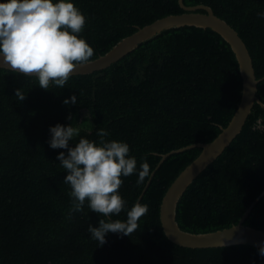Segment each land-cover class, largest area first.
Masks as SVG:
<instances>
[{
    "label": "trees",
    "instance_id": "1",
    "mask_svg": "<svg viewBox=\"0 0 264 264\" xmlns=\"http://www.w3.org/2000/svg\"><path fill=\"white\" fill-rule=\"evenodd\" d=\"M184 3L210 6L237 30L261 79L257 95L264 104V17L258 15L264 0ZM74 5L86 17L79 35L94 50L91 60L139 27L185 12L179 0H74ZM242 90L231 45L215 30L194 25L165 30L107 68L70 75L62 89L45 90L35 76L0 67V264H264L259 247L249 244L179 245L166 235L160 215L167 189L201 152L189 146L220 134ZM72 95L78 102L65 105ZM57 123H72L97 142V130L106 129V139L129 145L137 168L147 158L152 175L143 184L136 183V174L121 177L118 190L127 209L137 201L148 205L130 236L108 233L98 247L87 228L108 217L87 203L68 218L71 189L57 159L67 150L48 143L49 128ZM253 203L245 224L264 230V106L258 102L241 133L187 188L177 220L183 230L212 232L237 224ZM117 219L126 220V211L111 217Z\"/></svg>",
    "mask_w": 264,
    "mask_h": 264
},
{
    "label": "clouds",
    "instance_id": "2",
    "mask_svg": "<svg viewBox=\"0 0 264 264\" xmlns=\"http://www.w3.org/2000/svg\"><path fill=\"white\" fill-rule=\"evenodd\" d=\"M264 17V12L258 13ZM86 17L74 5V0H0V63L24 76H35L39 87L64 88L70 73L91 61L93 48L83 32ZM22 101L20 88L16 90ZM77 97L64 99L65 105L76 104ZM71 119V115L69 116ZM81 129L72 123L50 126L49 146L66 149L57 159L67 172L63 183L70 186L71 198L68 218L73 213L88 209L108 217L100 219L97 227L89 224L90 238L98 247L106 243V234L130 236L138 228L139 219L148 212V205L137 201L130 209L121 197V177L136 174L137 184H143L152 175L147 158L137 168V160L130 156V147L124 141L109 140L110 133L100 128L99 141L80 135ZM79 137L78 142L73 143ZM126 211V220H111L113 215ZM264 256V243L258 248Z\"/></svg>",
    "mask_w": 264,
    "mask_h": 264
},
{
    "label": "water",
    "instance_id": "3",
    "mask_svg": "<svg viewBox=\"0 0 264 264\" xmlns=\"http://www.w3.org/2000/svg\"><path fill=\"white\" fill-rule=\"evenodd\" d=\"M179 2L185 12L171 14L143 27H139L137 31L120 40L105 54L92 59L83 66H77L70 75L88 74L107 68L136 49L142 42L171 28L194 25L211 28L218 32L231 45L239 62L240 72L243 78L242 98L232 119L226 127H221L220 134L214 140L189 146L191 148L200 147L201 152L186 166L167 189L161 204V221L166 235L173 242L185 247L209 248L237 244H249L259 247L264 243V230L245 224V220L255 203L248 208L237 224L212 232L193 233L183 230L177 220L178 203L190 184L241 133L255 102L264 106L257 95L258 83L261 79H258L256 76L253 58L245 41L237 30L226 20L216 15L214 10L208 5L199 4L187 6L184 0H179ZM201 10H204V12ZM0 67L11 69L2 63H0ZM165 157L166 155H164Z\"/></svg>",
    "mask_w": 264,
    "mask_h": 264
}]
</instances>
